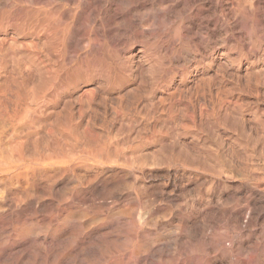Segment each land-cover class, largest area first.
I'll use <instances>...</instances> for the list:
<instances>
[{
	"label": "rangeland",
	"instance_id": "obj_1",
	"mask_svg": "<svg viewBox=\"0 0 264 264\" xmlns=\"http://www.w3.org/2000/svg\"><path fill=\"white\" fill-rule=\"evenodd\" d=\"M0 139V264H264V0H0Z\"/></svg>",
	"mask_w": 264,
	"mask_h": 264
},
{
	"label": "bare ground",
	"instance_id": "obj_2",
	"mask_svg": "<svg viewBox=\"0 0 264 264\" xmlns=\"http://www.w3.org/2000/svg\"><path fill=\"white\" fill-rule=\"evenodd\" d=\"M87 1H88V0H87ZM132 1H133V0H132ZM134 1H135V0H134ZM181 1H182V0H181ZM18 2H19V1H18ZM166 2H167V1H166ZM188 2H189V1H188ZM136 3H138V2H136ZM74 4H76V3H74ZM74 4H73V5H74ZM190 5H191V4H190ZM160 8H161V6H160ZM166 9H167V8H166ZM171 9H172V8H171ZM184 9H185V8H184ZM91 10H92V9H91ZM101 10H102V9H101ZM244 10H245V9H244ZM169 12H171V11H169ZM169 12H167V13H169ZM240 12H241V11H240ZM145 13H146V11H145ZM160 14H161V12L159 13V15H160ZM145 15H146V14H145ZM147 15H148V13H147ZM243 15H244V14H243ZM52 16H53V15H52ZM152 16H153V15H152ZM152 16H151V17H152ZM251 16H252V15H251ZM159 17H161V15H160ZM204 17H205V16H204ZM91 18H92V17H91ZM157 18H158V17H157ZM246 19H247V18H246ZM48 20H49V19H48ZM51 21H52V20H51ZM137 21H138V20H137ZM151 21H152V20H151ZM157 22H158V21H157ZM162 22H163V21H162ZM52 24H53V23H52ZM152 24H153V23H152ZM162 24H163V23H162ZM203 24H204V23H203ZM52 26H53V25H52ZM149 26H151V25H149ZM164 26H165V25H164ZM145 27H146V26H145ZM147 27H148V26H147ZM168 27H169V26H168ZM241 27H242V26H241ZM149 28H150V27H149ZM195 28H196V27H195ZM255 28H256V27H255ZM51 29L53 30V28H51ZM94 29H95V28H94ZM98 29H99V28H98ZM111 29H112V28H111ZM159 29H160V28H159ZM52 30H51V31H52ZM193 30H194V29H193ZM246 30H247V29H246ZM254 30H255V29H254ZM46 31H47V30H46ZM49 31H50V30H49ZM98 32H99V31H98ZM101 32H102V31H101ZM139 32H140V30H139ZM241 32H242V31H241ZM247 32H249V31H247ZM173 33H174V32H173ZM49 34H50V33H49ZM54 34H55V33H54ZM151 34H152V33H151ZM195 34H196V33H195ZM196 35H199V33L196 34ZM225 35H226V34H225ZM111 36H112V35H111ZM247 36H248V34H247ZM249 36H250V35H249ZM255 36H256V35H255ZM50 37H51V35H50ZM198 37H199V36H198ZM47 38H48V37H47ZM137 38H138V37H137ZM193 38H194V36H193ZM251 38H252V37H251ZM139 39H140V38H139ZM144 39H145V38H144ZM172 39H174V37H173ZM191 39H192V38H191ZM249 39H250V38H249ZM176 40H177V39H176ZM174 41H175V40H174ZM143 42H144V41H143ZM176 42H177V41H176ZM161 43H162V42H161ZM197 43H198V42H197ZM155 44H156V43H155ZM202 44H203V43H202ZM171 48H172V47H171ZM199 48H200V47H199ZM140 51H141V50H140ZM6 53H7V52H6ZM89 62H90V61H89ZM7 94H8V93H7ZM11 94H12V93H11ZM1 114H2V113H1ZM25 114H26V113H25ZM25 116H26V115H25ZM9 117H10V116H9ZM23 117H24V116H23ZM34 117H35V116H34ZM2 118H3V117H2ZM19 121H20V119H19ZM4 122H5V121H4ZM19 123H20V122H19ZM10 124H11V123H10ZM29 127H30V126H29ZM32 127H33V126H32ZM28 130H29V129H28ZM0 140H1V139H0ZM8 148H9V147H8ZM11 149H12V148H11ZM13 149H14V148H13ZM19 149H20V148H19ZM32 149H33V148H32ZM16 150H17V148H16ZM30 151H31V150H30ZM9 153H10V152H9ZM13 153H14V152H13ZM22 153H24V152L22 151ZM29 153H30V152H29ZM7 154H8V152H7ZM30 154H31V153H30ZM36 154H37V153H36ZM11 155H12V154H11ZM15 155H16V154H15ZM5 156H6V155H5ZM7 156H8V155H7ZM7 156H6V157H7ZM17 156H18V155H17ZM24 156H25V155H24ZM33 156H34V155H33ZM36 156H37V155H36ZM25 157H26V156H25ZM15 158H16V157H15ZM27 158H28V157H27ZM8 159H9V158H8ZM21 159H22V157H21ZM28 159H29V158H28ZM38 159H39V158H38ZM10 160H11V159H10ZM17 161H18V160H17ZM33 161H34V160H33ZM35 161H36V160H35ZM38 161H39V160H38ZM19 163H20V162H19ZM16 164H17V163H16ZM6 166H7V165H6ZM1 168H2V167H1ZM8 168H9V167H8ZM30 168H31V167H30ZM6 169H7V168H6ZM3 173H4V172H3ZM25 173H26V172H25ZM32 173H33V172H32ZM17 174H18V173H17ZM23 176H24V175H23ZM41 178H42V177H41ZM51 180H52V179H51ZM92 180H93V179H92ZM4 181H5V180H4ZM36 181H37V180H36ZM54 181H55V180H54ZM213 181H214V180H213ZM97 182H98V181H97ZM104 182H105V181H104ZM114 184H115V182H114ZM105 185H106V183H105ZM102 186H103V185H102ZM200 186H201V185H200ZM6 187H7V186H6ZM9 187H10V186H9ZM113 187H114V186H113ZM120 187H121V186H120ZM24 188H25V187H24ZM41 188H42V187H41ZM10 189H11V188H10ZM28 189H29V188H28ZM33 189H34V188H33ZM44 189H45V188H44ZM109 189H110V188H109ZM113 189H114V188H113ZM123 189H124V188H123ZM136 189H137V188H136ZM143 190H144V189H143ZM256 190H258V189H256ZM102 191H103V190H102ZM102 191H101V192H102ZM106 191H107V190H106ZM25 192H26V191H25ZM104 192H105V191H104ZM120 192H121V191H120ZM111 193H112V192H111ZM18 194H19V193H18ZM32 194H33V193H32ZM107 194H108V191H107ZM107 194H106V195H107ZM252 194H253V193H252ZM30 195H31V194H30ZM97 195H98V194H97ZM103 195H104V194H103ZM110 195H111V194H110ZM125 195H126V194H125ZM179 195H180V194H179ZM261 195H262V194H261ZM16 196H17V195H16ZM36 196H37V195H36ZM144 196H145V195H144ZM43 197H44V196H43ZM112 197H113V196H112ZM145 197H147V196H145ZM185 197H186V196H185ZM254 197H255V196H254ZM259 197H260V196H259ZM57 198H58V197H57ZM60 198H61V196H60ZM115 198H116V197H115ZM186 198H187V197H186ZM229 198H230V197H229ZM255 198H256V197H255ZM35 199H37V198H35ZM137 199H138V198H137ZM12 200H13V199H12ZM60 200H61V199H60ZM111 200H112V199H111ZM216 200H217V199H216ZM218 200H219V199H218ZM1 201H2V200H1ZM16 201H17V200H16ZM18 201H19V200H18ZM22 201H23V200H22ZM52 201H53V199H52ZM92 201H93V200H92ZM92 201H91V202H92ZM224 201H225V200H224ZM36 202H37V201H36ZM136 202H139V201L137 200ZM191 202H192V201H191ZM242 202H243V201H242ZM75 203H76V202H75ZM103 203H104V202H103ZM114 203H115V202H114ZM142 203H143V202H142ZM144 203H145V201H144ZM146 204H147V203H146ZM103 205H104V204H103ZM111 205H112V204H111ZM182 205H183V204H182ZM220 205H221V204H220ZM241 205H242V204H241ZM142 206H144V205H142ZM176 206H177V205H176ZM203 206H204V205H203ZM246 206H247V205H246ZM13 207H14V206H13ZM103 207H104V206H103ZM106 207H107V206H106ZM139 207H140V206H139ZM204 207H205V206H204ZM239 207H240V206H239ZM5 208H6V207H5ZM149 208H150V207H149ZM196 208H197V207H196ZM28 209H29V208H28ZM104 209H105V208H104ZM169 209H170V208H169ZM208 209H209V208H208ZM218 209H219V208H218ZM245 209H246V211H247V208H245ZM86 210H87V209H86ZM90 210H91V209H90ZM121 210H122V209H121ZM126 210H127V209H126ZM126 210H125V211H126ZM137 210H138V209H137ZM146 210H147V209H146ZM183 210H184V209H183ZM26 211H27V210H26ZM125 211L123 210V212H125ZM135 211H136V210H135ZM228 211H229V210H228ZM228 211H227V212H228ZM231 211H232V210H231ZM241 211H242V210H241ZM241 211H240V213H241ZM123 212H122V214H123ZM129 212H130V211H129ZM2 213H3V212H2ZM20 213H21V212H20ZM43 213H44V212H43ZM47 213H48V211H47ZM49 213H50V212H49ZM49 213H48V214H49ZM80 213H81V212H80ZM84 213H85V212H84ZM92 213H93V212H92ZM115 213H116V212H115ZM133 213H135V212H133ZM133 213H131V214H133ZM139 213H140V212H139ZM168 213H169V212H168ZM196 213H197V212H196ZM206 213H207V212H206ZM221 213H222V212H221ZM230 213H231V212H230ZM233 213H235V212H233ZM245 213H246V212H245ZM7 214H8V213H7ZM18 214H19V213H18ZM33 214H34V213H33ZM38 214H39V213H38ZM95 214H96V213H95ZM119 214H121V213H119ZM157 214H158V213H157ZM157 214H156V216H157ZM160 214H161V213H160ZM162 214H163V212H162ZM179 214H180V213H179ZM200 214H201V213H200ZM16 215H17V214H16ZM19 215H20V214H19ZM25 215H26V214H25ZM25 215H24V216H25ZM27 215H28V214H27ZM34 215H35V214H34ZM44 215H45V214H44ZM70 215H71V214H70ZM77 215H78V214H77ZM116 215H117V214H116ZM135 215H137V213H136ZM135 215H133V216H135ZM163 215H164V214H163ZM168 215H169V214H168ZM168 215H167V216H168ZM230 215H231V214H230ZM242 215H243V214H242ZM1 216H2V215H1ZM4 216H5V215H4ZM4 216H3V217H4ZM83 216H84V215H83ZM111 216H112V215H111ZM118 216H119V215H118ZM126 216H127V214H126ZM126 216H125V217H126ZM141 216H142V214H141ZM141 216H140V214H139V215H137V216L135 217V219H133V217H132V219H133L134 221H136V223H135L136 225H135V226H137V223L139 224L140 227H143L144 224H146V223H147V224H150V225H154V224H151L152 221H150L151 223H150L149 221L147 222L148 219L145 221V222H146V223H145V222H144V219H145V218L142 219L143 217H141ZM150 216H151V215H150ZM167 216H166V217H167ZM220 216H221V215H220ZM19 217H20V216H19ZM44 217H45V216H44ZM112 217H113V216H112ZM119 217H120V216H119ZM121 217H122V216H121ZM123 217H124V215H123ZM153 217H154V216L152 215V218H153ZM179 217H180V215H179ZM241 217H242V216H241ZM250 217H251V214H250V212H248V213L245 215V217H242L243 220H244L243 222H244V223H248V222L250 221V219H251ZM37 218H38V217H37ZM70 218H71V217H70ZM70 218H69V219H70ZM130 218H131V217H130ZM152 218H151L150 220H153ZM167 218H168V217H167ZM180 218H181V217H180ZM185 218H186V217H185ZM233 218H234V217H233ZM262 218H263V217H262ZM5 219H6V218H5ZM21 219H22V218H21ZM72 219H73V218H72ZM75 219H76V218H75ZM111 219H112V218H111ZM116 219H117V217H116ZM127 219H128V218H127ZM155 219H156V218H154V221H155ZM231 219H232V218H231ZM240 219H241V218H240ZM73 220H74V219H73ZM89 220H90V219H89ZM122 220H123V219H122ZM133 220H132V222H133ZM185 220H186V219H185ZM6 221H7V220H6ZM20 221H21V220H20ZM22 221H23V220H22ZM76 221H77V220H76ZM110 221H111V220H110ZM129 221H130V220H129ZM129 221H128V222H129ZM199 221H200V220H199ZM202 221H203V220H202ZM239 221H240V220H239ZM3 222H4V221H3ZM28 222H30V221H28ZM89 222H90V221H89ZM117 222H118V221H117ZM155 222H156V221H155ZM243 222H242V223H243ZM19 223H21V222H19ZM67 223H68V222H67ZM82 223H83V222H82ZM95 223H96V221H95ZM187 223H188V222H187ZM0 224H1V223H0ZM14 224H15V223H14ZM27 224H28V223H27ZM27 224H26V225H27ZM84 224H86V222H85ZM88 224H89V223H88ZM88 224H87V225H88ZM125 224L127 225L128 223H125ZM125 224H124V225H125ZM132 224H133V223H132ZM147 224H146V225H147ZM179 224H180V223H179ZM179 224H178V225H179ZM183 224H184V223H183ZM239 224H241V221L239 222ZM255 224H256V223H255ZM1 225L4 226L5 224H4V225L1 224ZM9 225H10V224H9ZM17 225H18V224H17ZM116 225H117V224H116ZM128 225H129V224H128ZM146 225H145V226H146ZM150 225H149V227H150ZM249 225H250V224H249ZM22 226H23V225H22ZM82 226H83V225H82ZM88 226H89V225H88ZM111 226H112V225H111ZM130 226H131V225H130ZM130 226H127V227H130ZM132 226H133V225H132ZM132 226H131V227H132ZM147 226H148V225H147ZM185 226H186V224H185ZM187 226H188V225H187ZM190 226H191V225H190ZM245 226H246V225H245ZM25 227H26V226H25ZM125 227H126V226H125ZM137 227H138V226H137ZM175 227H177V226H175ZM188 227H189V226H188ZM188 227H187V228H188ZM207 227H208V226H207ZM26 228H27V227H26ZM82 228H83V227H82ZM87 228H88V227H87ZM123 228H124V227H123ZM134 228H135V227H134ZM134 228H132V230H133V234H134V232H135L136 230L139 229V228H138V229L135 228V229H136V230H135ZM159 228H160V227H159ZM190 228H191V227H190ZM212 228H213V227H212ZM19 229H20V228H19ZM21 229H23V227H22ZM27 229H28V228H27ZM78 229H79V228H78ZM83 229H84V228H83ZM125 229H126V228H125ZM125 229H122V230L125 231ZM173 229H174V228H173ZM176 229H177V228H176ZM176 229H175V230H176ZM180 229H181V228H180ZM180 229H179V230H180ZM195 229H196V228H195ZM45 230H46V229H45ZM45 230H44V231H45ZM76 230H77V228H76ZM129 230H130V228H129ZM139 230H141V228H140ZM144 230H145V229H144ZM198 230H199V228H198ZM206 230H207V228H206ZM241 230H242V229H241ZM28 231H29V230H28ZM74 231H75V230H74ZM82 231H83V230H82ZM118 231H119V230H118ZM145 231H146V230H145ZM147 231H149V230H147ZM147 231H146V232H147ZM162 231H163V230H162ZM170 231H171V230H170ZM173 231H174V230H173ZM181 231H183V230H181ZM188 231L190 232V230H188ZM192 231H193V230H192ZM12 232H13L12 230H8L7 233H6V231H5L4 235L6 234L7 237H8V235H11ZM14 232H15V231H14ZM19 232H20V231H19ZM25 232H26V230H25ZM37 232H38V231H37ZM37 232H36V233H37ZM72 232H73V231H72ZM75 232H76V231H75ZM75 232H74V233H75ZM78 232H79V231H78ZM122 232H123V231H122ZM125 232L127 233V232H129V231H125ZM130 232H131V230H130ZM130 232H129V234H130ZM159 232H160V231H159ZM167 232H168V231H167ZM194 232H196V231H194ZM194 232H193V233H194ZM205 232H206V231H205ZM74 233H73V234H74ZM153 233H154V232H153ZM157 233H158V232H157ZM163 233H164V232H163ZM202 233H203V232H202ZM25 234H26V233H25ZM80 234H81V233H80ZM118 234H119V233H118ZM129 234H128V235H129ZM140 234L142 235L143 232H142V233H139V236H140ZM151 234H152V233H151ZM168 234H169V233H168ZM190 234H191V232H190ZM194 234H196V233H194ZM205 234H206V233H205ZM6 235H5V236H6ZM71 235H72V233H71ZM76 235H77V234H76ZM78 235H79V234H78ZM103 235H104V234H103ZM122 235H123V234H122ZM122 235H121V236H122ZM169 235H170V234H169ZM192 235H193V234H192ZM0 236H1V235H0ZM2 236H3V235H2ZM23 236H24V235H23ZM26 236H28V235H26ZM132 236H135V235H132ZM158 236H159V235H158ZM176 236H177V235H176ZM176 236H175V237H176ZM193 236H196V235H193ZM206 236H207V235H206ZM212 236H213V235H212ZM262 236H263V235H262ZM9 237H10V236H9ZM9 237H8V238H9ZM15 237H16V236H15ZM18 237H19V236H18ZM21 237H22V236H21ZM62 237H63V236H62ZM71 237H72V236H71ZM127 237H130V238H131V236H127ZM175 237H174V238H175ZM200 237H202V236H200ZM203 237H204V236H203ZM220 237H221V236H220ZM30 238H31V237H30ZM75 238H76V237H75ZM113 238H114V237H113ZM130 238H129V239H130ZM133 238H134V237H133ZM135 238H136V237H135ZM135 238H134V240H135ZM172 238H173V237H172ZM177 238H178V237H177ZM180 238H181V237H180ZM189 238H190V240H191L192 236H189L188 239H189ZM194 238H195V237H194ZM198 238H199V237H198ZM205 238H206V237H205ZM223 238H224V237H223ZM14 239H15V238H14ZM25 239H26V238H25ZM109 239H110V238H109ZM109 239H108V240H109ZM111 239H112V238H111ZM125 239H127V238H125ZM129 239H128V240H129ZM192 239H193V238H192ZM199 239H200V238H199ZM238 239H239V238H238ZM6 240H7V238H6ZM6 240H5V241H6ZM12 240H13V239H12ZM12 240H11V241H12ZM67 240H68V239H67ZM84 240H85V239H84ZM123 240H124V239H123ZM132 240H133V239H132ZM141 240H142V237H141ZM190 240H188V241H190ZM194 240H195V239H194ZM194 240H193V241H194ZM196 240H197V238H196ZM7 241H8V240H7ZM112 241H113V240H112ZM139 241H140V240H139ZM139 241H138V242H139ZM143 241H144V240H143ZM146 241H147V240H146ZM151 241H152V240H150V242H151ZM179 241H180V239H179ZM179 241H178V239H174V242H175L176 245H177V242H178V246H179L181 243H183V242H180V243H179ZM186 241H187V240H186ZM201 241H202V240H201ZM204 241H205V240H204ZM220 241H221V240H220ZM220 241H219V242H220ZM58 242H59V241H58ZM67 242H69V241H67ZM67 242H66V243H67ZM90 242H91V241H90ZM109 242H111V241H109ZM113 242H114V241H113ZM115 242H116V240H115ZM122 242H123V241H122ZM122 242H121V243H122ZM163 242H164V241H163ZM172 242H173V240H172ZM221 242H222V241H221ZM236 242H237V241H236ZM5 243H6V242H5ZM69 243H72V242H69ZM124 243H126V240H125ZM146 243H147V242H146ZM146 243H145V244H146ZM148 243H149V242H148ZM152 243H153V242H152ZM159 243H160V241H159ZM194 243H195V242H194ZM194 243H193V242H191V243L188 242V244L191 245V246H192V244H194ZM198 243H199V242H198ZM198 243H196V244H198ZM1 244H2V243H1ZM41 244H42V243H41ZM61 244H62V243H61ZM67 244H68V243H67ZM72 244H73V243H72ZM79 244H80V243H79ZM107 244H108V243H107ZM141 244H143L142 241H141ZM149 244H150V243H149ZM149 244H148V245H149ZM162 244H163V243H162ZM173 244H174V243H173ZM240 244H241V243H240ZM30 245H31V244H30ZM43 245H44V244H43ZM56 245H57V244H56ZM62 245H64V244H62ZM87 245H88V244H87ZM111 245H112V244H111ZM117 245H118V244H117ZM143 245H144V244H143ZM153 245H154V244H153ZM160 245H161V244H160ZM186 245H187V242H186ZM223 245H224V244H223ZM33 246H34V245H33ZM58 246H59V244H58ZM78 246H79V245H78ZM113 246H114V245H113ZM137 246H138V245H137ZM139 246H141V245H139ZM174 246H175V245H174ZM196 246H197V245H195V247H196ZM220 246H221V245H220ZM36 247H38V246H36ZM64 247H65V246H64ZM64 247H63V248H64ZM70 247H71V246H70ZM79 247H80V246H79ZM111 247H112V246H111ZM145 247H146V246H145ZM151 247H152V246H151ZM166 247H167V246H166ZM0 248H1V247H0ZM43 248H44V247H43ZM47 248H48V247H47ZM141 248H142V247H141ZM143 248H144V246H143ZM156 248H158V247H156ZM218 248H219V247H218ZM4 249H5V248H4ZM35 249H36V248H35ZM67 249H69V248H67ZM81 249H82V248H81ZM81 249H80V251H81ZM94 249H95V248H94ZM137 249H139V247H138ZM145 249H146V248H145ZM176 249H177V248H176ZM179 249H180V248H179ZM38 250H39V249H38ZM48 250H49V249H48ZM61 250H62V249H61ZM61 250H60V251H61ZM98 250H99V249H98ZM114 250H115V249H114ZM114 250H113V251H114ZM116 250H117V249H116ZM126 250H127V249H126ZM142 250H143V249H142ZM159 250H160V252H161V255H159V256H161V258H163L164 256L166 257V258L164 257L165 259L163 258L164 261H165V263L167 262L166 264H168V263H169V264H170V263H172V264H199L196 260H195V261H194V260H190V261H188L187 263L182 262L183 260H182L181 257H180V256H181V252L178 251V249H177V251L180 252V253H178L179 255H177L176 252H170V251L168 252V249L165 248V246L162 247V248H160ZM181 250H182V249H181ZM65 251H66V250H65ZM94 251H96V250H94ZM157 251H158V249H157ZM182 251H183V250H182ZM46 252H47V251H46ZM55 252H56V251H55ZM61 252H63V250H62ZM72 252H73V251H72ZM89 252H90V251H89ZM107 252H108V251H107ZM138 252H139V251H138ZM160 252H159V253H160ZM2 253H3V252H2ZM8 253H9V251H8ZM128 253H129V252H128ZM136 253H137V252H136ZM140 253H141V250H140ZM145 253H146V251H145ZM154 253H155V252H154ZM182 253H184V252H182ZM201 253H202V252H201ZM0 254H1V253H0ZM3 254H4V253H3ZM9 254H10V253H9ZM46 254H47V253H46ZM60 254H62V253H60ZM70 254H71V253H70ZM130 254H131V253H130ZM142 254H143V253H142ZM149 254H150V253H149ZM188 254H189V253H188ZM229 254H230V253H229ZM1 255H2V254H1ZM7 255H8V254H7ZM89 255H90V254H89ZM137 255H139V253H138ZM195 255H196V254H195ZM4 256H5V255H4ZM42 256H44V255H42ZM42 256H41V257H42ZM51 256H54V255H51ZM67 256H68V255H67ZM71 256H72V255H71ZM71 256H70V257H71ZM107 256H108V255H107ZM183 256H184V255H183ZM1 257H2V256H1ZM7 257H8V256H7ZM91 257H92V256H91ZM93 257H95V256H93ZM98 257H99V256H98ZM100 257H101V256H100ZM248 257H249V256H248ZM9 258H10V257H9ZM9 258H8V259H9ZM12 258H13V256H12ZM22 258H23V257H22ZM45 258H46V257H45ZM45 258H44V260H45ZM103 258H104V257H103ZM118 258H119V257H118ZM157 258H159V257H157ZM39 259H40V258H39ZM39 259H38V260H39ZM42 259H43V257H42ZM54 259H55V258H54ZM56 259H57V258H56ZM111 259H112V258H111ZM111 259H110V261H111ZM116 259H117V258H116ZM133 259H134V258H133ZM133 259H132V257L129 256V255H128L127 257H125L126 264H135V261H134ZM149 259H150V258H149ZM188 259H189V258H188ZM27 260H28V258H27ZM30 260H33V259H30ZM40 260H41V259H40ZM40 260H39V261H40ZM44 260H41V261H40L41 264H45V263H46V262H44ZM95 260H96V259H95ZM139 260H140V259H139ZM145 260H146V259H145ZM161 260H162V259H161ZM201 260H202V259H201ZM0 261H1V260H0ZM11 261H12V260H11ZM52 261H53V260H52ZM55 261H56V260H55ZM96 261H98V260H96ZM114 261H116V260H114ZM122 261H124V260H122ZM2 262H3V261H2ZM2 262H1V263H2ZM4 262H6V261H4ZM19 262H20V261H19ZM23 262H24V261H23ZM26 262H27V261H26ZM42 262H44V263H42ZM49 262H51V261H49ZM56 262H57V261H56ZM105 262H106V261H105ZM117 262H118V261H117ZM150 262H151V261H150ZM244 262H245V261H244ZM249 262H250V261H249ZM8 263H9V262H8ZM38 263H39V262H38ZM53 263H54V262H53ZM73 263H74V261H73ZM114 263H115V262H114ZM121 263L123 264L124 262H121ZM154 263H155V261H154ZM156 263H157V262H156ZM202 263H203V262H202ZM5 264H6V263H5ZM22 264H23V263H22ZM39 264H40V263H39ZM49 264H50V263H49ZM93 264H94V263H93ZM115 264H116V263H115ZM118 264H120V263H118ZM200 264H201V263H200Z\"/></svg>",
	"mask_w": 264,
	"mask_h": 264
}]
</instances>
